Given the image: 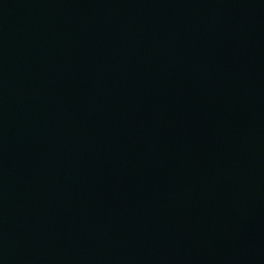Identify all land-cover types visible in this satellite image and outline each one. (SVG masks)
<instances>
[{"label":"water","instance_id":"obj_1","mask_svg":"<svg viewBox=\"0 0 264 264\" xmlns=\"http://www.w3.org/2000/svg\"><path fill=\"white\" fill-rule=\"evenodd\" d=\"M0 264H264V0H0Z\"/></svg>","mask_w":264,"mask_h":264}]
</instances>
